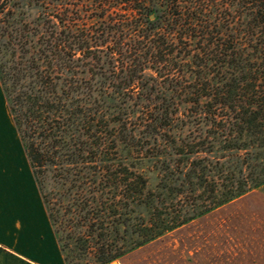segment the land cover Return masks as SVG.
Instances as JSON below:
<instances>
[{
	"label": "trees",
	"instance_id": "16d2710c",
	"mask_svg": "<svg viewBox=\"0 0 264 264\" xmlns=\"http://www.w3.org/2000/svg\"><path fill=\"white\" fill-rule=\"evenodd\" d=\"M0 84L66 264L264 187V0H0Z\"/></svg>",
	"mask_w": 264,
	"mask_h": 264
},
{
	"label": "rangeland",
	"instance_id": "374dc122",
	"mask_svg": "<svg viewBox=\"0 0 264 264\" xmlns=\"http://www.w3.org/2000/svg\"><path fill=\"white\" fill-rule=\"evenodd\" d=\"M111 12L118 13L117 10ZM147 75L156 76L150 71ZM148 83L152 85L151 81ZM135 95L156 100L162 97L160 92ZM53 187L49 185L47 192ZM53 202L57 203L56 197ZM61 217L71 232V217L63 208ZM77 264H94L93 254ZM111 264H264V187Z\"/></svg>",
	"mask_w": 264,
	"mask_h": 264
},
{
	"label": "crops",
	"instance_id": "0c3cea01",
	"mask_svg": "<svg viewBox=\"0 0 264 264\" xmlns=\"http://www.w3.org/2000/svg\"><path fill=\"white\" fill-rule=\"evenodd\" d=\"M0 264H66L1 84Z\"/></svg>",
	"mask_w": 264,
	"mask_h": 264
}]
</instances>
